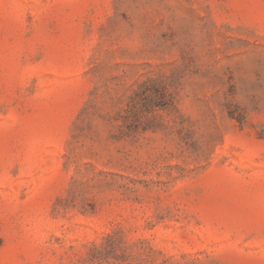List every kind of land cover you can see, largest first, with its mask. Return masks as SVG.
<instances>
[{"label":"rangeland","instance_id":"rangeland-1","mask_svg":"<svg viewBox=\"0 0 264 264\" xmlns=\"http://www.w3.org/2000/svg\"><path fill=\"white\" fill-rule=\"evenodd\" d=\"M0 264H264V0H0Z\"/></svg>","mask_w":264,"mask_h":264}]
</instances>
